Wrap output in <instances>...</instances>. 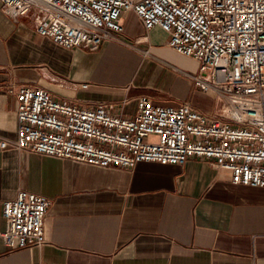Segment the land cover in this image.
<instances>
[{
  "label": "crops",
  "instance_id": "obj_1",
  "mask_svg": "<svg viewBox=\"0 0 264 264\" xmlns=\"http://www.w3.org/2000/svg\"><path fill=\"white\" fill-rule=\"evenodd\" d=\"M121 38L90 52L40 37L31 15L12 22L0 5V140L13 142L17 101L9 89L39 88L57 102L133 118L137 101L220 114V100L194 86L198 65L145 33L133 13ZM19 191L50 200L39 249L8 251L0 264H264V189L234 186L201 159L100 169L13 149L0 152L2 204Z\"/></svg>",
  "mask_w": 264,
  "mask_h": 264
},
{
  "label": "built area",
  "instance_id": "obj_2",
  "mask_svg": "<svg viewBox=\"0 0 264 264\" xmlns=\"http://www.w3.org/2000/svg\"><path fill=\"white\" fill-rule=\"evenodd\" d=\"M12 22L31 15L35 32L65 49L95 52L121 38L122 17L133 13L145 33L159 29L175 53L197 63L194 86L222 102L220 114L188 104L137 101L133 118L103 105L78 108L39 88L9 89L17 101L13 149L100 169L139 163L182 165L201 159L228 171L234 186L264 189V0H0ZM44 196L19 191L2 204L8 251L47 244Z\"/></svg>",
  "mask_w": 264,
  "mask_h": 264
}]
</instances>
